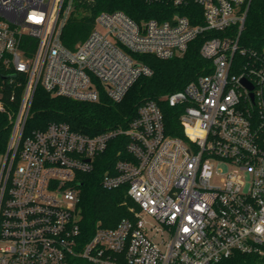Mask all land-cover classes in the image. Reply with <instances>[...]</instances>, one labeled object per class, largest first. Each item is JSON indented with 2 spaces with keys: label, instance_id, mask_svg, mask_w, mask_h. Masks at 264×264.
Listing matches in <instances>:
<instances>
[{
  "label": "built area",
  "instance_id": "2783aa9c",
  "mask_svg": "<svg viewBox=\"0 0 264 264\" xmlns=\"http://www.w3.org/2000/svg\"><path fill=\"white\" fill-rule=\"evenodd\" d=\"M143 1L163 7L140 20L102 10L71 48L62 32L86 0H0V112L12 122L0 168V264H70L76 256L95 264H230L235 252L264 255V50L245 64L234 58L245 52L252 0ZM201 35L211 71L143 102L127 128L90 135L51 122L26 133L39 86L80 101L102 93L120 101L153 74L140 54L183 56ZM163 103L177 109L182 135L168 132ZM120 135L128 158L102 184L126 185L138 207L79 248L76 182Z\"/></svg>",
  "mask_w": 264,
  "mask_h": 264
},
{
  "label": "trees",
  "instance_id": "16d2710c",
  "mask_svg": "<svg viewBox=\"0 0 264 264\" xmlns=\"http://www.w3.org/2000/svg\"><path fill=\"white\" fill-rule=\"evenodd\" d=\"M69 17L62 40L74 48L86 39L94 27L95 17L102 10L121 9L135 19L156 16L163 7L143 0H86ZM207 35L191 42L183 56L163 59L151 54H140L139 59L153 69L151 76H141L120 101H113L105 93L96 102L80 101L66 96H55L39 86L36 90L26 133L45 129L51 122H67L73 130L94 135L109 129L127 128L136 116L139 106L150 99L160 100L165 95L183 88L199 75L211 71L210 60L200 53ZM245 52H236L239 64L249 62L254 54L264 50V0H252L249 5L245 27L240 37ZM239 71V68H238ZM161 101V100H160ZM164 104L167 130L182 135V125L177 109ZM16 103L14 104V107ZM12 132V122L7 113L0 112V153L7 151ZM128 138L120 135L112 139L107 150L98 157L96 169L85 173L76 182L78 188L77 213L80 224L79 248L87 243L99 227H115L125 217L133 218L136 202L128 194V187L105 188L102 177L107 170L114 171L120 159L128 158ZM264 255L235 252L230 264H262ZM70 264H95L76 256Z\"/></svg>",
  "mask_w": 264,
  "mask_h": 264
},
{
  "label": "water",
  "instance_id": "95a60500",
  "mask_svg": "<svg viewBox=\"0 0 264 264\" xmlns=\"http://www.w3.org/2000/svg\"><path fill=\"white\" fill-rule=\"evenodd\" d=\"M243 83L249 88V89H253V85L249 82V81H247V80H243Z\"/></svg>",
  "mask_w": 264,
  "mask_h": 264
},
{
  "label": "rangeland",
  "instance_id": "374dc122",
  "mask_svg": "<svg viewBox=\"0 0 264 264\" xmlns=\"http://www.w3.org/2000/svg\"><path fill=\"white\" fill-rule=\"evenodd\" d=\"M3 162H4V156L2 155V153H0V168L2 167ZM262 264H264V262Z\"/></svg>",
  "mask_w": 264,
  "mask_h": 264
}]
</instances>
